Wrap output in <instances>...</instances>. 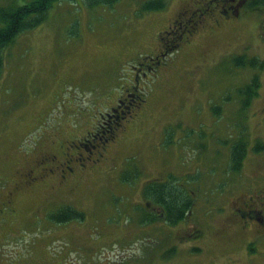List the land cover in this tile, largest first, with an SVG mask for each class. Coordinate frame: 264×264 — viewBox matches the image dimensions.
<instances>
[{"label":"rangeland","instance_id":"obj_1","mask_svg":"<svg viewBox=\"0 0 264 264\" xmlns=\"http://www.w3.org/2000/svg\"><path fill=\"white\" fill-rule=\"evenodd\" d=\"M147 1L61 0L0 50V264H264V235L216 209L202 218L204 205L188 224L200 241L186 243L182 225L138 223L148 182H183L210 206L264 186V148L246 153L240 173L228 165L238 139L264 147V69L232 64L264 62V7L165 0L146 12ZM190 14L196 30L181 35ZM255 74L246 104L241 89ZM131 92L138 106L99 144L103 113ZM86 137L95 150L80 146ZM67 208L80 217L57 223Z\"/></svg>","mask_w":264,"mask_h":264},{"label":"trees","instance_id":"obj_2","mask_svg":"<svg viewBox=\"0 0 264 264\" xmlns=\"http://www.w3.org/2000/svg\"><path fill=\"white\" fill-rule=\"evenodd\" d=\"M61 0H23V4L18 6H9L7 8L0 7V50L3 48H6L9 46L10 43L14 41V39L19 35V33L28 31L34 27H37L40 25L41 20L45 17V14L47 10L56 2H59ZM93 3H101V4H107L112 5L115 2H118L119 0H90ZM229 1V0H228ZM235 4H244L247 6H250L251 9H259L264 7V0H234ZM224 2V0H222ZM165 7V0H148L146 3H144L141 7L144 11H158L162 10ZM198 11V10H197ZM196 11V12H197ZM193 15V14H192ZM181 16V15H180ZM180 16L178 19H176V23L180 22ZM195 18V17H194ZM191 14L188 18V24L187 27H184V30H180L182 33L181 35H184L188 33L191 35L193 30H196L194 27L196 26L197 22L196 19H194ZM181 38V37H180ZM174 41L168 43V44H162L163 45V51L165 52H172L177 49L180 42L179 38L173 39ZM234 66H240L245 68L246 66H250L254 69H264V62L260 61L257 57H243L241 56H235V58L232 60ZM2 67V58H0V70ZM251 80L241 89V93L246 96V99L244 100L247 104L249 102V99L251 96H256V89L259 87V79L258 74L253 75ZM107 134H104L103 138H107ZM109 135V134H108ZM242 139V138H240ZM244 140H239L237 142H234V144L230 151V166L232 172H238L240 171V166L243 159L245 158V148L246 144L243 142ZM82 141L79 142L81 144ZM81 146V145H80ZM264 147H256L254 148V152H259ZM169 184L155 182L154 184L147 183L144 185V188L142 189V197L144 201H150L151 198H153L154 201H156L159 204H162L165 206L166 211H168L169 216L166 219V222L169 225H173L178 222V220L183 219L185 214H187V206L181 205L182 202L180 200V196H178L179 192L181 193V190L176 188V191H165L164 189H175L174 187L168 186ZM156 191L155 198L152 196V192ZM171 192V193H170ZM166 197L169 200V206L167 205V201H165ZM186 198H190V193H186ZM191 205V204H190ZM172 208V209H171ZM144 209V208H143ZM141 210L144 214L146 213L145 210ZM67 214L63 218H59L58 216H54L57 223L60 221H65L67 219H70L71 217H80L78 213L73 211L71 208H67ZM150 221V220H148ZM142 223H146L144 220L140 221ZM141 224V223H140Z\"/></svg>","mask_w":264,"mask_h":264},{"label":"flooded vegetation","instance_id":"obj_3","mask_svg":"<svg viewBox=\"0 0 264 264\" xmlns=\"http://www.w3.org/2000/svg\"><path fill=\"white\" fill-rule=\"evenodd\" d=\"M227 8L224 7L223 8L224 11L222 12L226 14ZM175 24L177 23H174V26ZM163 52H160L158 57H154L153 59H151V66L158 65L160 63L161 59L163 58L162 57ZM128 95L129 96H126V97L125 96L119 97V99L114 103L113 107L109 109V112H106L104 113V115H102L101 117L102 119L98 123V130L94 134L98 138L100 135H101L100 137H102V135L104 134H107V135L109 134L110 136H108L109 139L104 138L105 141L100 142L99 144H102V143L107 144L108 142L110 143L112 139H113L112 141H115L116 139H114L113 134L118 132L120 128L123 129V122L127 121L126 116L130 114L133 107L138 106V103H137L138 99H135L136 95H134L133 92L129 93ZM88 142L91 144L90 147H92L93 150H95L98 147V144L93 143V140H91V137H89L88 139H84V141H82L81 144L86 145L88 144ZM233 145L234 144H230L228 155L230 154V151ZM251 145H252L251 147H250V144L246 146L245 154L250 149H252V151L254 152V148L256 146L253 144ZM228 165H229V162H228ZM229 171L232 172L231 170ZM164 179H165L164 185L165 183H167L169 184L168 186H171L170 181H172V179L170 180L169 179L167 180L166 178ZM257 183H262V181L259 180V182ZM178 186L179 187L177 188L181 190V193L180 192L178 193L179 194L178 196H180V200L182 201L180 204L186 205L187 203H189L187 206L188 211H187V214H185V216L183 217V219L178 220L177 223L170 225V226L178 227L182 225L184 227L182 231L184 232V240H186V243H188L189 240L200 241L202 240L204 236L203 231L200 228L196 227L195 225L194 226L188 225L191 222L190 219L193 218V214L197 213L195 212L194 208L198 206V204L200 208H202V205H204L203 207L206 208L205 204H208V208L207 209L204 208L203 209L204 211L200 215V217L202 218H205L210 213L212 214L213 211L216 209L215 210L216 214L228 213L231 219L229 218L227 219L234 220L236 223V226L238 227V230L249 232L251 233L252 236L253 235L254 236L264 235V186L261 187L259 190L251 191V193L246 191L247 196L242 194L237 200H233V198L230 197V200L228 199V201L226 202H219V204L217 203L216 206H210L211 202L208 200L204 204H202V202L200 201L197 203L196 194L193 191L190 192V198H186L185 195L188 192V190L185 189L186 188L185 183L183 182L179 183ZM164 190L165 191L171 190L174 192L176 191V189L173 190L169 188H166ZM230 192L232 191L230 190L228 193ZM9 195H12V193H10ZM152 196L155 198L156 191L152 192ZM165 201H167L166 203L169 206L168 204L169 200L167 197ZM141 204L144 206L146 205V208H147L146 211L149 214H151V216L154 218V221L152 222L153 224L151 225H155L157 222H160V220H161L162 225L164 226L168 225L166 222V219L169 216V213L168 211H166L164 205L157 203L156 201L153 200V198H151L150 201H144V203H141ZM221 205L224 206L225 208H223Z\"/></svg>","mask_w":264,"mask_h":264},{"label":"bare ground","instance_id":"obj_4","mask_svg":"<svg viewBox=\"0 0 264 264\" xmlns=\"http://www.w3.org/2000/svg\"><path fill=\"white\" fill-rule=\"evenodd\" d=\"M228 9V8H227ZM131 86V85H130ZM126 90V89H125ZM127 91V90H126ZM125 95V94H124ZM97 130V129H96ZM173 181V180H172ZM192 196V195H191Z\"/></svg>","mask_w":264,"mask_h":264}]
</instances>
